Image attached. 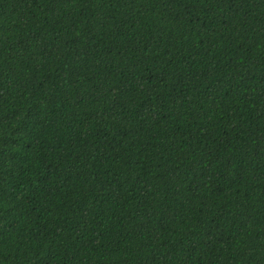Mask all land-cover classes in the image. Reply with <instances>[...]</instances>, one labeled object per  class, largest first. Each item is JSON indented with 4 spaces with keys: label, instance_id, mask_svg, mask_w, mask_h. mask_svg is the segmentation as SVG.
<instances>
[{
    "label": "trees",
    "instance_id": "trees-1",
    "mask_svg": "<svg viewBox=\"0 0 264 264\" xmlns=\"http://www.w3.org/2000/svg\"><path fill=\"white\" fill-rule=\"evenodd\" d=\"M0 264H264V0H0Z\"/></svg>",
    "mask_w": 264,
    "mask_h": 264
}]
</instances>
